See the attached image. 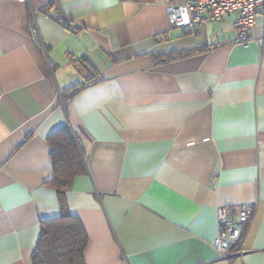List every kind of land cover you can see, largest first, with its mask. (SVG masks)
<instances>
[{
    "label": "crops",
    "instance_id": "obj_1",
    "mask_svg": "<svg viewBox=\"0 0 264 264\" xmlns=\"http://www.w3.org/2000/svg\"><path fill=\"white\" fill-rule=\"evenodd\" d=\"M181 1L0 0V264H33L60 212L48 138L66 123L86 264H224L218 209L242 204L233 262L264 264V17L234 43L233 16L173 27Z\"/></svg>",
    "mask_w": 264,
    "mask_h": 264
},
{
    "label": "built area",
    "instance_id": "obj_2",
    "mask_svg": "<svg viewBox=\"0 0 264 264\" xmlns=\"http://www.w3.org/2000/svg\"><path fill=\"white\" fill-rule=\"evenodd\" d=\"M172 26L189 33H197L204 24L218 22L234 17L237 29L233 42L249 43L256 19L264 17V0H182L168 5ZM37 42L40 37L33 30ZM75 142L82 157H85V142L82 135L74 131ZM255 208L251 204L239 205L234 211L229 207L218 209V233L213 246L220 254L224 264H234L233 259L243 255V248L237 250L245 227L252 223Z\"/></svg>",
    "mask_w": 264,
    "mask_h": 264
},
{
    "label": "trees",
    "instance_id": "obj_3",
    "mask_svg": "<svg viewBox=\"0 0 264 264\" xmlns=\"http://www.w3.org/2000/svg\"><path fill=\"white\" fill-rule=\"evenodd\" d=\"M68 28L76 29L70 24ZM191 52L193 51H184L179 55H187ZM173 57L174 55H169L165 58ZM84 86L72 87L70 97ZM48 141L51 146L54 171L51 184L57 192L60 212L58 215L41 220V236L32 253V263L86 264L84 250L88 243V234L81 220L71 212L66 203V194L72 187L74 179L85 170L84 160L77 148L70 124L66 123L57 129L49 136Z\"/></svg>",
    "mask_w": 264,
    "mask_h": 264
}]
</instances>
